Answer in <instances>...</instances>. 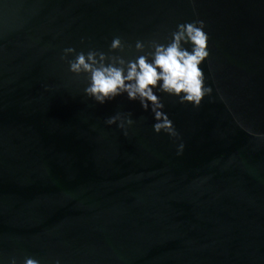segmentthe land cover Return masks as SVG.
<instances>
[{
    "label": "water",
    "instance_id": "95a60500",
    "mask_svg": "<svg viewBox=\"0 0 264 264\" xmlns=\"http://www.w3.org/2000/svg\"><path fill=\"white\" fill-rule=\"evenodd\" d=\"M196 19L211 94L194 107L154 89L179 139L126 93L86 96L60 58L115 36L138 55L137 40ZM117 113L127 135L106 123ZM11 257L264 264V0H0V264Z\"/></svg>",
    "mask_w": 264,
    "mask_h": 264
},
{
    "label": "clouds",
    "instance_id": "9594fccd",
    "mask_svg": "<svg viewBox=\"0 0 264 264\" xmlns=\"http://www.w3.org/2000/svg\"><path fill=\"white\" fill-rule=\"evenodd\" d=\"M205 21L196 19L180 23L171 32L167 43L156 39L135 42L138 55H128L132 45L126 44L120 36L113 37L108 51L90 48L88 51H77L74 47L63 49L61 60L68 64V71L79 78L87 80L84 94L99 104H104L115 97L127 94L132 101H139L144 110H151L156 123L153 129L170 137L179 139V133L168 115L163 111L165 105L154 89L178 97L181 104L191 103L199 107L212 88L205 86V74L200 67L209 56L208 34L204 31ZM185 45H190L185 47ZM72 56L69 59V56ZM119 121L118 127L127 135V127L134 121L131 113H117L106 120L108 125ZM184 144L181 142L177 154H182ZM8 264H17L11 257ZM23 264H40V261L25 257ZM54 264H61L55 260Z\"/></svg>",
    "mask_w": 264,
    "mask_h": 264
}]
</instances>
